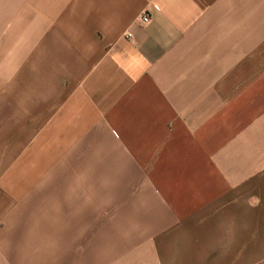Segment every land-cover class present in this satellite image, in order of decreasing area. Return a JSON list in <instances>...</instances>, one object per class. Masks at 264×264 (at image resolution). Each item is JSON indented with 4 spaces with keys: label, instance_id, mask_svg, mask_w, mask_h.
<instances>
[{
    "label": "crops",
    "instance_id": "0c3cea01",
    "mask_svg": "<svg viewBox=\"0 0 264 264\" xmlns=\"http://www.w3.org/2000/svg\"><path fill=\"white\" fill-rule=\"evenodd\" d=\"M46 253L264 264V0H0V264Z\"/></svg>",
    "mask_w": 264,
    "mask_h": 264
},
{
    "label": "rangeland",
    "instance_id": "374dc122",
    "mask_svg": "<svg viewBox=\"0 0 264 264\" xmlns=\"http://www.w3.org/2000/svg\"><path fill=\"white\" fill-rule=\"evenodd\" d=\"M53 254H45V262L46 264L50 262V264H53ZM61 261L62 264H68V254H61Z\"/></svg>",
    "mask_w": 264,
    "mask_h": 264
},
{
    "label": "built area",
    "instance_id": "2783aa9c",
    "mask_svg": "<svg viewBox=\"0 0 264 264\" xmlns=\"http://www.w3.org/2000/svg\"><path fill=\"white\" fill-rule=\"evenodd\" d=\"M148 21H149L148 14L147 13L142 14L140 17V22L142 24H146V23H148ZM128 37H130V36L128 35Z\"/></svg>",
    "mask_w": 264,
    "mask_h": 264
}]
</instances>
